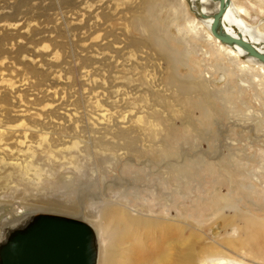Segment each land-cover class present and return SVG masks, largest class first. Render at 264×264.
I'll use <instances>...</instances> for the list:
<instances>
[{"label":"rangeland","instance_id":"374dc122","mask_svg":"<svg viewBox=\"0 0 264 264\" xmlns=\"http://www.w3.org/2000/svg\"><path fill=\"white\" fill-rule=\"evenodd\" d=\"M232 2L264 31V0ZM194 17L186 0H0V236L25 213L83 218L111 264L117 204L181 228L193 264L219 259L209 245L238 264L226 241L264 221V71Z\"/></svg>","mask_w":264,"mask_h":264},{"label":"bare ground","instance_id":"6f19581e","mask_svg":"<svg viewBox=\"0 0 264 264\" xmlns=\"http://www.w3.org/2000/svg\"><path fill=\"white\" fill-rule=\"evenodd\" d=\"M231 3L225 15L226 26L235 33L237 27L245 37L249 36L253 40H264V31L243 18L248 13L247 10L233 2ZM214 7L216 6L211 4L203 5L204 10L210 12L213 11ZM192 22L205 25L208 37L218 42L220 48L237 57H242L245 54L240 47L227 46L215 38L210 30V19L202 20L194 17ZM244 59L259 65L264 71V64L259 61L250 57ZM248 66L250 67V65ZM240 67L244 69L247 65ZM65 209L72 211V208ZM33 213L36 212L25 213L24 216L14 221L7 220L4 222L0 240L8 229L20 225L26 216ZM107 214L110 220L101 226L104 238L102 240L107 242V247L111 250L108 258H115L111 264H193L199 256L203 257L196 252L195 240L185 237L181 228L177 226L162 225L158 219L153 220L147 217L136 220L133 216L126 214L124 208L117 204L111 206ZM242 220V226L237 227L240 237L230 239L226 243L236 250L235 254L239 255V261L237 260L236 263L264 264V221L249 217ZM90 224L98 237L96 228L92 223ZM97 225H101L100 222ZM209 246L207 249L204 248L203 254L205 253L208 257L219 258L213 264H230L223 255L222 247L216 246L214 248L213 246L210 248Z\"/></svg>","mask_w":264,"mask_h":264},{"label":"water","instance_id":"95a60500","mask_svg":"<svg viewBox=\"0 0 264 264\" xmlns=\"http://www.w3.org/2000/svg\"><path fill=\"white\" fill-rule=\"evenodd\" d=\"M198 19H210V30L225 45L240 47L242 58L264 64V40L256 41L226 25L231 0H186ZM204 4L215 5L206 11ZM211 8V6H210ZM9 230V231H8ZM0 240V264H98L99 241L89 222L63 213L40 211L8 229Z\"/></svg>","mask_w":264,"mask_h":264}]
</instances>
